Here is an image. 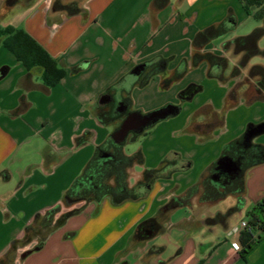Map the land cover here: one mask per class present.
<instances>
[{"label":"crops","instance_id":"obj_1","mask_svg":"<svg viewBox=\"0 0 264 264\" xmlns=\"http://www.w3.org/2000/svg\"><path fill=\"white\" fill-rule=\"evenodd\" d=\"M153 1L83 0L81 13L66 15L51 9L52 0H20L12 6L0 0V40L7 35L6 28L21 29L66 72L47 88L39 67L27 69L0 43V66L9 67L0 78V256L13 239L23 237L24 227L32 223L35 213L42 217L59 205L54 221L60 213L79 208L46 233L39 249L24 255L40 235L17 244L7 264H264V235L241 256L230 246L228 236L236 225L227 217L208 222L213 213L209 206L216 200H201L202 192L199 194L222 145L236 138L246 120L255 123L264 117V108L258 106L257 113L244 114L235 123L230 116L237 107L243 109L242 102H249V110L258 105L249 101L254 93L252 81L246 80L251 65L248 61L237 76L220 81L206 76V61L194 67L189 63L194 34L217 25L231 10L234 25L198 50L225 57V69L231 60L233 68L239 55L224 50L223 45L239 36L234 33L241 25L264 28V0H164L159 7ZM262 37L264 34L259 40ZM155 56L170 60L165 71L152 76L143 87L131 84L133 109L146 112L173 102L165 92L178 91L189 83L202 84V91H211L203 98L195 93L188 100L189 107H182L183 116L166 118L143 132L137 149L143 162L137 164V171L127 169L128 179L134 176L128 185L134 186L145 169L158 167L169 150L188 165L168 178L156 179L137 199L120 203H113L109 196L99 201L66 200L68 206L63 208L64 192L80 175L95 147L117 125L116 121H99V96ZM181 59L188 62L185 73L161 88L162 79L173 73ZM74 65L82 69L71 73ZM242 83L241 104L236 106L228 92ZM21 96L26 107L13 113ZM199 114L203 115L201 121L195 119ZM85 132L84 143L76 145L75 139ZM170 138H175L174 142ZM195 184L198 191L188 204L167 206L171 198ZM226 195H231L233 202L225 214L217 211L215 215L232 213L240 202L239 210L244 211L240 221L244 220L250 205L264 197V163L244 171L241 192ZM150 219L157 222V228L140 229ZM166 239L170 246L164 244Z\"/></svg>","mask_w":264,"mask_h":264},{"label":"trees","instance_id":"obj_2","mask_svg":"<svg viewBox=\"0 0 264 264\" xmlns=\"http://www.w3.org/2000/svg\"><path fill=\"white\" fill-rule=\"evenodd\" d=\"M19 1L20 0H4V5L12 6ZM153 3L159 7L164 3V0H154ZM51 9L54 11H64L66 15L79 14L83 10L80 6V0H71L67 2L52 0ZM233 25L234 16L231 10H228V13L223 21L217 25H211L197 31L191 41L194 51L189 61L190 66L194 67L199 62L206 61L208 64L206 76L224 81L226 78L223 75V71L226 67V58L211 52L202 53L199 52L198 49L206 42L222 34L227 29H230ZM5 30H7V35L0 40V43L7 48L16 57L17 61L22 63L27 69H30L31 67H39L41 69L42 81L45 87L48 88L55 85L65 75V69L56 60L51 58L49 54L23 30H14L12 28H6ZM263 34L264 28L256 27L249 33L236 36L224 43V50H232L234 54L239 55L236 64L231 69L229 75L230 77L237 76L251 57L256 55L264 57V47L260 48L258 46V40ZM169 60V57L165 58L155 56L140 63L139 66H141V68L139 72L141 76L139 79L135 80L133 84H136L138 87H143L152 76L165 71ZM187 66L188 62L185 59H181L173 73L169 77L162 79L160 83L161 88H167L172 81L180 78L187 70ZM8 68L9 67L7 65L0 66V78L7 73ZM81 69V65H74L70 68V72L76 73ZM123 78L124 77L118 79L117 82L106 88L104 92L118 87L122 84ZM246 80L252 81L254 86V93L250 97L249 101L263 100L264 65H251L247 70ZM186 89L190 90V93L187 95L184 94V90ZM201 89V84L189 83L185 88L179 91L178 95L181 101L189 100ZM124 92L126 94L128 104L131 105L130 88L124 90ZM174 106V113L167 117L173 116L179 112L180 104H176ZM25 107L26 103L23 96H21L19 104L13 113H17ZM97 117L102 124H106L114 119L113 117L107 118L98 112ZM160 120H157L156 122ZM258 130L259 132H257ZM263 132L264 120L259 123L248 122L239 137L234 138L223 145L217 161L222 158H229L240 167L242 173L253 165L264 163V144L253 142V138ZM86 137L87 132L77 137L75 139L76 145L84 143ZM113 145L115 144L111 138L108 137L95 147L92 156L87 161L80 175L74 179L69 188L64 192V201L68 200L70 203L81 200L99 201L104 196H109L113 203H120L127 199H137L143 195L145 190L153 183V181L158 178H168L172 172L179 168L178 164L177 167H172L170 165L171 162L169 161L170 157L166 156L161 160L158 167L145 169L142 174V179L134 186L130 187L127 182V169L135 163L141 164L143 162V156L140 150H137L130 155L124 154L121 148L122 143L118 144L117 152H110L109 149L113 147ZM217 161L210 164L208 167L209 173ZM201 183L204 185V190L200 196L201 200L214 201L227 193L236 191L241 192L243 180H240L239 184L235 185V187L217 194L211 192V187L209 186L208 181L207 183L206 181ZM197 191L198 184H195L189 187L182 195L171 198L167 203V206L174 207L188 204L189 198L196 194ZM59 209V205H55L46 210L42 217L39 213H35L32 223L24 227L23 237L20 240L13 239L6 252L0 256V264H7L9 261L8 256L13 251L14 247L17 244L28 242L34 235H40V239L30 250L25 251L24 255L39 249L43 245L46 235L41 234L40 231L44 226H50L51 221H53V218ZM78 210L79 208H72L60 213L59 216L54 219L49 231L53 227L59 226L67 217L73 215ZM223 219L224 216L216 214L214 217L208 218L207 221L217 223ZM244 220L247 223L248 229L241 230L238 234V241L240 244L239 252L241 256L256 243L261 235H264V197L250 205L245 214Z\"/></svg>","mask_w":264,"mask_h":264},{"label":"rangeland","instance_id":"obj_3","mask_svg":"<svg viewBox=\"0 0 264 264\" xmlns=\"http://www.w3.org/2000/svg\"><path fill=\"white\" fill-rule=\"evenodd\" d=\"M81 2H83V0H80ZM16 4H18V3H15L14 5H16ZM253 28H250V27H246L245 25H241L240 27H238V29L235 31V33H234V35H245V34H247V33H249L251 30H252ZM258 46L259 47H264V37H262L260 40H259V42H258ZM231 53V52H230ZM252 64H261V65H264V57H262V56H259V55H256V56H253L250 60H249V63H248V66H250V65H252ZM231 69H232V64H231V60H228V62H227V68L223 71V75H224V77L225 78H231L229 75H230V72H231ZM244 72L246 73V70H244ZM207 78V77H206ZM214 79H216V78H214ZM218 80V79H217ZM202 85V84H201ZM203 86V85H202ZM243 83L242 84H239V86H236V87H234V88H230V90H229V92H228V96H229V100L231 101L232 99H235V103L233 104V105H236V106H238V105H240L241 103H239V101L241 100V95H242V92H241V90H242V88H243ZM185 87V86H184ZM118 88V87H117ZM174 89H176V88H174ZM183 89V87L180 89V90H182ZM171 90V91H170ZM170 90H167L166 92H165V96L166 97H170V98H173L174 100H172L173 102H168V103H172V104H180V111L177 113V114H175V115H173V116H170V117H174V116H177V115H179V114H181V116H183L184 115V112H181V109H182V107H184L185 106V108H187V107H189L188 106V100H185V101H181L180 100V97H179V95H178V93H179V91L180 90H178V91H176V90H172V89H170ZM203 90V89H202ZM202 90H200V91H198L195 95H198L199 97H205L206 95H208L209 93H210V91L211 90H208V91H202ZM176 91V92H175ZM249 95V94H248ZM176 101V102H175ZM258 102V105H255L254 107H251V109L249 110V109H247V107H246V105H247V103L249 104V102H242V107H243V109L241 108V107H237L236 108V111L235 112H232V114H230V116H231V119H232V122L233 123H235L236 121H239V120H241L242 119V117L244 116V114H245V117H249V115H252V114H255V113H257L258 111L256 110V106H258L259 108L260 107H263L264 108V100H255V102ZM253 102V101H252ZM235 106V107H236ZM135 110H140V108H134ZM256 110V111H255ZM225 111H226V109L225 110H223V113L222 114H224L225 113ZM147 112V111H146ZM169 118V117H168ZM202 118H203V115H196L195 116V119H197L198 121H201L202 120ZM162 120H164V119H162ZM264 120V117L262 118V120H260V121H258V122H255V123H259V122H261V121H263ZM211 121H212V119H211ZM248 121L249 120H246V122L244 123V128H245V125L248 123ZM162 121L160 120V121H158V122H156V123H161ZM250 122V121H249ZM254 123V122H253ZM211 125V124H210ZM209 126V125H208ZM244 128H242V130H240V132H238L237 134H236V138L237 137H239L240 135H241V133L243 132V130H244ZM215 129V128H214ZM213 132V130H211V133ZM177 134L178 133H176L175 135L177 136ZM144 134L143 133H141V134H139L138 136H137V138L135 139V140H126L125 141V143L124 144H122V152L124 153V154H127V155H130L131 153H133L134 151H136L139 147H140V145H141V142H142V140H143V138H144ZM171 140V142H174V139L175 138H170ZM253 142L254 143H259V144H264V132L263 133H261V134H259V135H257V136H255L254 138H253ZM224 145V144H223ZM223 145H222V147H223ZM222 147H221V150H222ZM221 150H220V153H221ZM172 153H173V151H171V150H169L165 155H164V157H162L160 160H162L163 158H165L166 156H168V157H172ZM173 154H175V152L173 153ZM219 157V156H218ZM217 159L218 158H216L215 160H214V162L215 161H217ZM139 168H140V166L139 165H134L133 167H131V169H129V171H137V170H139ZM133 180H134V176L133 175H131L130 176V178L128 179V181L130 182V183H132L133 182ZM203 189L200 187L199 188V194H200V192H203L202 191ZM233 202V199H232V197H231V195H224V196H222L221 198H219L218 200H216L213 204H211L210 206H209V211H211V212H213L212 213V217H214V215H215V213L217 212V211H222L224 214H225V212H226V210H227V208H228V205L230 204V203H232ZM66 206H68V204L65 202V201H63L62 202V207L64 208V207H66ZM241 207H240V203L238 204V208L235 210V211H233L232 213H230V214H228V215H224V217H227V219H228V221H229V223L231 224V225H238L239 224V221H240V218L241 217H243V215H244V211L243 210H239ZM64 210V209H63ZM49 229H50V226H48V227H46V226H44L42 229H41V231H40V233L41 234H46L48 231H49ZM223 232V231H222ZM220 233H221V231H220ZM229 240H230V238H229ZM164 244L166 245V246H170L171 244H170V242H168V240L166 239L165 240V242H164Z\"/></svg>","mask_w":264,"mask_h":264},{"label":"flooded vegetation","instance_id":"obj_4","mask_svg":"<svg viewBox=\"0 0 264 264\" xmlns=\"http://www.w3.org/2000/svg\"><path fill=\"white\" fill-rule=\"evenodd\" d=\"M140 76H141V74L139 72L137 77H136V80L139 79ZM122 84H120L118 86V88L116 87V88L111 89L107 92H103L101 95H105L104 99L105 100L107 99V100L104 102L97 101V106H96L98 113L102 114L103 116H105L107 118H110V117L114 118L109 122H113V121L117 122L116 127L114 128V130L112 131V133L109 136L111 138V140L113 141V143L115 144V145H113V147H111L109 149L110 152H113V151L117 152V150H118L117 146L119 143L124 144L126 140H135L139 134L143 133L146 129L150 128V126L156 122V121L155 122L149 121L142 129H140L138 131H129L126 134L123 141H121L119 143H116L113 140L112 135L118 129L120 123L122 122V120L124 118H126L128 115H130L134 112L142 114V115H146L147 113L150 112V111L142 112L141 110L133 109L132 106L129 105L127 100H126V94L124 92V90H126V89L124 88V86ZM189 93H190L189 89L184 90L185 95H187ZM174 105H176V104L166 103L163 106H161L160 108L165 109V107H169V106L173 107L172 113H174V111H175ZM171 114H169V115H171ZM169 115H167V116H169ZM166 117L164 119H166ZM121 148H122V145H121ZM179 160L180 159L178 156L170 157V160H169L171 162L170 165L172 167H177ZM216 164L213 167V169L211 170V172L209 173L208 178H207L208 184L211 187L210 188L211 192H214L216 194L221 193L225 190H228L230 188L235 187V185L239 184L240 180L241 181L243 180L244 172L243 173L241 172L240 167L238 165H236L235 162H234V170L229 172V173H227L226 170H224V169L222 171H216V166H217ZM133 165H136V163ZM127 179H128V175H127ZM141 179H142V177H141ZM141 179L137 180V182H139ZM127 182H128V180H127ZM155 228H157V222L154 219L147 220L146 222L142 223V225L140 226V229L146 230V231L148 229H155Z\"/></svg>","mask_w":264,"mask_h":264},{"label":"water","instance_id":"obj_5","mask_svg":"<svg viewBox=\"0 0 264 264\" xmlns=\"http://www.w3.org/2000/svg\"><path fill=\"white\" fill-rule=\"evenodd\" d=\"M140 68L141 66L138 65L124 76L122 85L124 86L125 89H129L131 84L136 80ZM104 97L105 95L99 96L98 101L99 102L106 101L107 99L105 100ZM172 111H173V107L169 106V107H165V109L158 108L152 110L146 115H142L134 112L122 120L118 129L112 135V138L116 143H119L123 141V139L125 138L126 134L129 131H138L142 129L149 121L155 122L159 119H163L167 115L171 114ZM257 132H259V130ZM172 157H176V154L172 153ZM216 163H217L216 171H222L224 169L226 170L227 173H229L234 170V162L229 158L219 159ZM187 165L188 162L185 160H179L178 162V167L181 169L185 168Z\"/></svg>","mask_w":264,"mask_h":264},{"label":"built area","instance_id":"obj_6","mask_svg":"<svg viewBox=\"0 0 264 264\" xmlns=\"http://www.w3.org/2000/svg\"><path fill=\"white\" fill-rule=\"evenodd\" d=\"M247 230L248 226L245 220H241L239 222V224L237 226H235L234 228L231 229L230 233L228 234L231 242H230V246L235 249V250H239L240 248V244L238 241V234L241 230Z\"/></svg>","mask_w":264,"mask_h":264}]
</instances>
